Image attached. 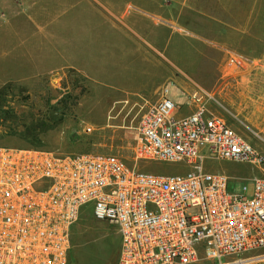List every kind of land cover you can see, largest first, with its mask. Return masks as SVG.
Segmentation results:
<instances>
[{"label": "built area", "instance_id": "1", "mask_svg": "<svg viewBox=\"0 0 264 264\" xmlns=\"http://www.w3.org/2000/svg\"><path fill=\"white\" fill-rule=\"evenodd\" d=\"M169 91L140 119L134 166L115 154L0 145V264H69L88 205L120 236L117 264H264V177L234 194L228 175L204 167L208 158L262 165L264 154L208 112L202 89L183 117ZM139 162L182 166L166 174Z\"/></svg>", "mask_w": 264, "mask_h": 264}, {"label": "rangeland", "instance_id": "2", "mask_svg": "<svg viewBox=\"0 0 264 264\" xmlns=\"http://www.w3.org/2000/svg\"><path fill=\"white\" fill-rule=\"evenodd\" d=\"M204 3L208 5V0ZM234 3L237 19H247V0ZM18 8L11 9L7 1L0 0V35L12 23L14 12H23ZM144 24L149 31L164 27L155 39L159 50H153L158 68L145 70L147 78L136 69L119 73V79L89 80L72 69L11 78L3 76L0 58V145L115 154L134 166L140 119L169 87L171 98L179 103L176 117L196 109L199 103L192 101L190 93L202 89L208 112L223 118L264 154V54L247 55L246 23H236L231 36L218 37L217 31H209V36L203 38L182 37L179 21L163 24L159 19L156 23L146 19ZM202 24L208 29L223 27L212 21ZM118 26L126 33L129 30L120 23ZM128 34L135 38L132 31ZM145 80L152 92L138 89ZM87 127L92 132H86ZM180 166L148 162L137 165L166 174L176 173ZM204 167L228 175L229 191L234 194L242 193L243 179L264 177V164L208 158ZM187 171L185 168L180 172ZM247 186L249 196L253 183L247 181ZM90 209V205L85 207L73 228L69 264H117L120 236L114 225L96 220Z\"/></svg>", "mask_w": 264, "mask_h": 264}, {"label": "crops", "instance_id": "3", "mask_svg": "<svg viewBox=\"0 0 264 264\" xmlns=\"http://www.w3.org/2000/svg\"><path fill=\"white\" fill-rule=\"evenodd\" d=\"M6 1L11 9H24L14 12L12 23L0 35L2 45L6 43L3 49L0 46L6 77L72 69L88 79H119V73L136 69L147 78L145 70L158 68L153 50H159L155 39L164 27L149 31L144 24L146 19L155 23L159 19L163 24L179 21L180 35L187 38H203L209 36V31L228 37L236 30V23L244 22L247 55L264 54V0H247V19H237L235 0H208V5L204 0ZM204 21L222 23L223 27L208 29L202 24ZM119 23L129 29L127 33ZM15 38L21 41H14ZM138 89L152 92L148 80Z\"/></svg>", "mask_w": 264, "mask_h": 264}]
</instances>
